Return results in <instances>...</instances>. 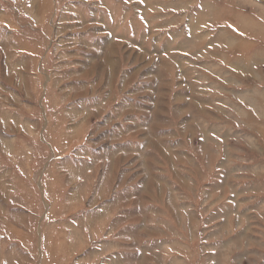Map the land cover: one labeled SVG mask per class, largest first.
<instances>
[{
  "label": "rangeland",
  "instance_id": "rangeland-1",
  "mask_svg": "<svg viewBox=\"0 0 264 264\" xmlns=\"http://www.w3.org/2000/svg\"><path fill=\"white\" fill-rule=\"evenodd\" d=\"M0 264H264V0H0Z\"/></svg>",
  "mask_w": 264,
  "mask_h": 264
}]
</instances>
